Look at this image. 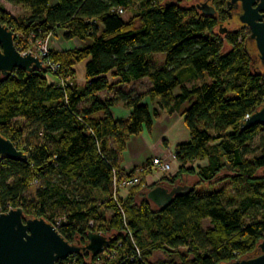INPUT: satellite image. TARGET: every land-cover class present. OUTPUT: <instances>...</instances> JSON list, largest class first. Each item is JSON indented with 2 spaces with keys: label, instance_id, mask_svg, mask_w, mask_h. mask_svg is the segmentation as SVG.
I'll use <instances>...</instances> for the list:
<instances>
[{
  "label": "trees",
  "instance_id": "obj_1",
  "mask_svg": "<svg viewBox=\"0 0 264 264\" xmlns=\"http://www.w3.org/2000/svg\"><path fill=\"white\" fill-rule=\"evenodd\" d=\"M6 1L25 12L13 16L0 3V24L14 33L21 53L48 36L84 44L50 50L59 74L72 80L65 87L47 68L0 74V136L28 156L0 160V212L21 208L24 219L59 222V233L74 244L84 245L90 232L112 239V259L82 252L57 264H225L258 253L264 242V127L241 126L264 104V76L249 29L219 33L227 0L211 3L214 16L202 14L196 0ZM120 9L132 12L129 20ZM155 53L166 54L163 69L150 60ZM179 72L194 78L206 72L211 83L188 87ZM144 78L152 85L145 93L118 88ZM144 97L158 99L169 113L187 104L182 117L189 141L175 148L174 175L147 185L144 170L125 198L118 192L116 203L113 171L123 174L116 156L153 125ZM120 103L131 109L127 120L112 116ZM186 176L198 182L165 208L147 199L161 184L184 185ZM202 184L206 190L198 192ZM80 189L97 194L81 196ZM206 220L211 226L204 229Z\"/></svg>",
  "mask_w": 264,
  "mask_h": 264
},
{
  "label": "water",
  "instance_id": "obj_2",
  "mask_svg": "<svg viewBox=\"0 0 264 264\" xmlns=\"http://www.w3.org/2000/svg\"><path fill=\"white\" fill-rule=\"evenodd\" d=\"M213 1L196 0L195 7L206 16H214L216 10L211 5ZM226 6L229 19L233 7L240 9L237 23L241 28L249 29L248 40L254 47L264 76V0H228ZM228 27L225 23L220 24V35H225ZM16 69L31 73L33 70H43L44 66L40 57L31 52L22 54L18 51L14 33L0 24V74L9 77ZM253 126L264 127V104L243 122L241 129ZM3 159L26 161L28 156L12 141L0 136V160ZM190 189L189 185H176L170 189L157 186L148 192L147 199L158 208H165L176 195L184 194ZM23 216L21 208L0 214V264H57L82 252H89L93 257L100 256L111 245L110 237L94 232L88 233L84 245L70 243L45 219H24ZM225 264H264V242L253 256Z\"/></svg>",
  "mask_w": 264,
  "mask_h": 264
},
{
  "label": "crops",
  "instance_id": "obj_3",
  "mask_svg": "<svg viewBox=\"0 0 264 264\" xmlns=\"http://www.w3.org/2000/svg\"><path fill=\"white\" fill-rule=\"evenodd\" d=\"M57 2L58 0H55L53 3H51V5L54 6L55 4H57ZM52 37L55 38L59 37L63 41L62 44L63 46L61 49H56L53 47L51 48L52 50L55 51L69 49L71 47H79L84 44L82 41L79 40H73L68 42L60 36H52ZM77 42H79V45L77 44ZM77 78H78L77 81L83 85L85 82L84 64L78 65ZM134 83L135 82L121 85L118 88L126 93L129 92L145 93L152 87V85L147 84L146 86H142L141 90H138L132 88V85ZM195 84H199V83L195 82ZM101 97L104 98L105 93H102ZM147 99H149V97H144L143 101H146ZM151 102H152V106L145 103L149 107L153 121L152 123L153 125L151 129H147L148 135H145V129H146L145 128L140 135L133 136L128 141L126 147L122 151H120L116 156L117 168L123 173H130L135 170L137 171L138 169L146 165L153 157L156 156L167 157L169 154L175 153V148L178 144L186 143L189 141V132L188 129H185L186 126L184 123V118L182 117V112L188 105L184 104L181 105L180 107L176 106L173 109V111L169 113L161 109L158 99ZM154 109H157L159 111V116L153 115ZM111 113L116 120H127L131 114V109L126 105L120 103L111 109ZM179 129H181L182 132H180ZM205 164H206L205 162L194 163L195 166L197 165L203 166ZM174 165L175 163L172 166ZM145 172L147 174L145 179L147 185H152L154 183H157L166 175L158 171L157 169L146 170ZM93 192L97 193V191H93ZM107 215L110 217L113 215V212L109 211ZM207 228H209V226Z\"/></svg>",
  "mask_w": 264,
  "mask_h": 264
},
{
  "label": "rangeland",
  "instance_id": "obj_4",
  "mask_svg": "<svg viewBox=\"0 0 264 264\" xmlns=\"http://www.w3.org/2000/svg\"><path fill=\"white\" fill-rule=\"evenodd\" d=\"M54 1L55 0H50V4L53 3ZM0 3L5 7V10L7 12H9L10 14H12L13 16L19 17V16H22V15L25 14V12L19 6L13 5V4L9 3L6 0H0ZM131 16H132V12L131 11H127L126 13L123 14V19L124 20H129ZM89 42L91 43V41H89ZM40 43L41 42H37L33 46V48L31 50H29L27 52H24V53H29V52L32 53V52H34V55H35L37 53V49H38ZM62 44H63V41L61 40V38H59V37L55 38V37L51 36L49 38L47 46L50 47V48L53 47V48H56V49H61L62 46H63ZM77 44L79 45V42H77ZM226 48H228V46H226ZM149 58L153 62V65L155 66L156 69H163L165 67V60H166V54L165 53H155V54H152ZM46 59L47 58H45L44 60L46 61ZM48 59H51L50 54L48 56ZM178 76H179L181 82L183 84H185L186 86H188V87L194 86L195 82H198V83H209V84L211 83V79L209 78V76H208V74L206 72H202V75L197 77V78H194L189 73L186 74L184 72H179ZM196 79H199V81H197ZM49 80L54 81L55 78L52 77V76H49ZM147 84L151 85V82H150V80L148 78H144V79H142L140 81L135 82L132 85V88L141 90V87L142 86H146ZM178 93H180V88H177L174 91V94H178ZM141 103L142 104L147 103L150 106H152V102L149 99H147L146 101H142ZM185 129H187V128H185ZM179 130H180V132H182L181 129H179ZM147 133H148V130L145 129V135H148ZM172 169H173V171L170 174L165 175V176L169 177V176L174 175L175 174L174 172H176V169H177V165L175 164L174 166H172ZM141 174L142 173H140V176H141ZM181 181H180V183H182L184 185L191 186V185L195 184L198 181V178L196 176H189V177L186 176L184 178V180H181ZM162 185L165 186V187L171 188V185H168L167 183L166 184H161L160 186H162ZM196 188H197L198 192H203L204 190H206V186L204 184L198 185ZM219 188H221V186L220 185H216L214 187V190H217ZM130 189H119V196L121 198H125L127 196V194H128ZM207 190L209 191L210 189L208 188ZM78 192L81 194V196H85V197H89V198H93L97 194V193H94V192H91V191H88V190H84V189H80V190H78ZM246 192H247V190H246ZM232 194L236 195L237 194L236 190H234V192ZM251 211H252V209H251ZM208 226H211L210 221L209 220L204 221L203 222V228L206 229ZM75 244H77V243H75Z\"/></svg>",
  "mask_w": 264,
  "mask_h": 264
},
{
  "label": "built area",
  "instance_id": "obj_5",
  "mask_svg": "<svg viewBox=\"0 0 264 264\" xmlns=\"http://www.w3.org/2000/svg\"><path fill=\"white\" fill-rule=\"evenodd\" d=\"M120 14H124L123 10H119ZM51 36L46 37L44 40H41L39 42L40 45L37 49V53L35 55H37L38 57L41 58V60L43 61V66L45 68H47L52 74L56 75L57 77V81L59 82V85H61L62 87L67 86V84H72V80L70 78H64L62 75H60V64L55 62L52 59H48V56L50 54V50L51 48L47 46V43L49 41V38ZM34 54V52H32ZM22 54H26V53H22ZM45 58L46 61L44 60ZM246 118H249V116H247ZM176 155L175 153H171L169 154L167 157H163V156H156L153 157L152 159H150V161L148 162V164L144 165L142 168L138 169L136 171L135 174H133V176H129V173H123L121 175V177H119L118 173L116 170L113 171L114 174V178H113V182H112V186H113V200L118 203L119 199H118V192L119 189H130L134 186H136L139 182H140V173L144 172V170H152V169H157L158 171L168 175L172 172V165L173 163L176 162ZM35 185H37V182H35ZM13 209H10L9 211H11ZM7 212H0V214H4V213H8ZM94 225V223L91 221L90 222V226L92 227ZM56 227V229L58 230L60 224L59 222L54 225ZM138 253L139 250H137ZM106 259H112L114 258V253L113 252H109L108 249L105 250V252L102 254Z\"/></svg>",
  "mask_w": 264,
  "mask_h": 264
},
{
  "label": "flooded vegetation",
  "instance_id": "obj_6",
  "mask_svg": "<svg viewBox=\"0 0 264 264\" xmlns=\"http://www.w3.org/2000/svg\"><path fill=\"white\" fill-rule=\"evenodd\" d=\"M239 12H240L239 8L233 7V9L230 12L231 18L229 19V17H228L227 20L224 22L225 24H227V27L228 26L232 27V29H229V27H228V32H232V31L236 32L238 29L241 28V26L237 23L238 22L237 18H238ZM224 23H222V24H224ZM245 28H247V27H245Z\"/></svg>",
  "mask_w": 264,
  "mask_h": 264
}]
</instances>
